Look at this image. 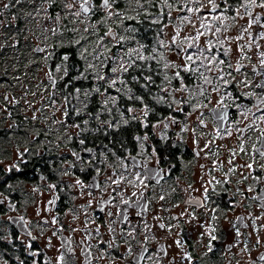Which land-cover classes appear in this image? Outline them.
I'll list each match as a JSON object with an SVG mask.
<instances>
[{"label":"flooded vegetation","instance_id":"af4514ba","mask_svg":"<svg viewBox=\"0 0 264 264\" xmlns=\"http://www.w3.org/2000/svg\"><path fill=\"white\" fill-rule=\"evenodd\" d=\"M80 2L21 0L16 3L11 0L9 7L4 8L6 0H0V264L13 262L6 256L8 247L13 250L16 264L21 261L23 264H264L261 259L264 257V212L261 211L264 208V168L261 167L264 157L253 149V145L261 147L262 142L257 137L264 130V121L258 119L264 114V89L255 87L264 82V66L259 65L258 56L264 50V40L258 41L261 48L244 47L243 53H239L237 48L249 42L245 33L241 40L225 41L222 47L230 45L232 48L227 56L220 48L206 50L204 56L216 55L218 60H225L218 67L215 63L210 65L212 71L200 67L212 83H204L199 72L181 71L188 90L177 92L180 80L172 77L180 69L164 68V64L183 65L186 63L183 56L200 53L193 47L177 54V46L171 43L178 24L175 12L169 27L161 31L164 24L169 23L167 17L161 24L151 23L159 16L160 0L151 3L141 0L143 8L135 0H116L111 9L102 7L103 0H91L93 7L88 15L83 13ZM40 3L52 20L60 14L56 30L65 42L75 44V38L86 37L87 42H81L86 45L105 38L111 51L97 60L105 61L110 68H113L110 58L118 59L125 66L134 62L133 66L126 73L85 71L86 61L80 56L83 69L74 74L68 71L61 85L52 75L56 82L55 86L48 82L51 92L46 101H40L38 96L26 98L25 93L18 91L11 71L8 82V68H13L12 63L18 61L11 43L22 54L24 62H31L29 56H32L34 43V52L38 54L35 39ZM67 4L73 7L68 9ZM108 11L114 15L109 17ZM76 12L81 14L76 16ZM72 29L77 30L76 34L70 33ZM240 34L236 28L229 27L227 33H219L217 37ZM187 35H195L191 25L184 26L177 39ZM120 37L125 39L120 40ZM217 37H202L199 47L206 48V41H215ZM184 47L187 48V43ZM153 48L157 51L153 52ZM130 50L136 51L129 56ZM55 52L53 48L52 53ZM161 53L164 59L160 58ZM139 55H151L155 59L139 60ZM238 62L242 65L239 71ZM201 64L207 65L208 61L202 57L192 66ZM82 71L88 77L80 79L83 87H78L84 101L74 102L70 96L75 88L63 85L70 84L71 74L79 76ZM31 74L34 76L32 71ZM98 74L112 76L118 82L109 87L108 81L95 79ZM140 74L159 77L153 88L166 103L157 102L155 114L151 112L150 98L143 96V91L136 93L132 89L133 77ZM165 76L169 80H165ZM220 76L230 82L225 84ZM120 79L125 80L126 85L120 84ZM245 80L252 83L245 87L242 83ZM35 81L32 86L38 91V80ZM146 82L140 90L145 89ZM94 86L100 87V93L92 92L86 98L84 91H91ZM214 88L219 91H213ZM253 92L256 95L248 94ZM101 94L116 97L117 103L109 102L105 108ZM60 95H66L68 100L55 102ZM129 96L133 99H128ZM135 96L142 97L143 103ZM94 98L95 102L90 101ZM173 100L181 103H173ZM145 104L150 109L144 121L147 127L141 122ZM195 105L201 106L193 110ZM128 108L134 112L129 113ZM74 109L81 114L77 116ZM65 110L69 113L67 117L63 115ZM133 115L137 119H132ZM152 115L155 116L152 118ZM84 120L88 121L87 125ZM124 120L129 122L124 124ZM160 121L163 123H158ZM252 121L255 124L246 127ZM105 122H111L112 126ZM75 124H80V128L74 127ZM228 131L232 135H227ZM162 135H166L167 140H163ZM145 136L147 140L143 139ZM241 144L244 151L240 150ZM73 152L79 157L73 156ZM122 163L127 165L126 171ZM247 164H252L253 168L248 169ZM11 165H17L19 170L7 172ZM149 169L153 174L145 179L146 188L130 186L126 181L117 185L108 179H119L120 175L134 179L137 173L143 177ZM77 179L83 186L76 185ZM52 184L56 185L55 189L50 187ZM162 195L164 200L160 199ZM51 200L55 203L50 205ZM53 218L57 221L55 224ZM210 232L217 237L211 241V252L208 251ZM257 235L260 244L256 243ZM176 241H180V245ZM33 252L37 255L33 256ZM61 254L63 261L59 260Z\"/></svg>","mask_w":264,"mask_h":264},{"label":"snow or ice","instance_id":"6c2138e0","mask_svg":"<svg viewBox=\"0 0 264 264\" xmlns=\"http://www.w3.org/2000/svg\"><path fill=\"white\" fill-rule=\"evenodd\" d=\"M52 2L54 3L55 0H52ZM136 4L139 5L141 8H143V4H141V0H135ZM145 2L147 3H151L152 0H145ZM16 3H21V0H16ZM116 3V0H103V4L102 7L104 9H111L113 8V5ZM160 4L162 5V7H160L159 9V16L157 17V19H154L151 21L152 24H161L164 20L165 17L168 18L169 23H165L163 28H161V31L164 30V28L169 27V24L171 23L172 19H173V12L176 13L175 16V20L178 22L177 26L175 27V35L172 37L171 43L177 46V54L180 55L184 52H187V49H191L193 47L196 48V50L200 53V55H195V53H190L187 54L186 56H183V59L186 61L185 64L183 65H177L175 63H165L164 64V68H169V67H173V68H178L180 70L176 71L174 76L172 77V79H178L180 80V86L179 88H176L175 91L177 92H182V91H187V86L183 83V78L181 77V71L184 72H199L200 76L203 77L204 83L206 84H211L212 80H210L207 76L204 75L203 72L200 71V67H205L207 68L208 71H212V68L209 67L210 65H213L214 63L216 64V66L218 67L219 65H223L225 63V60L223 59H217L216 55H212L210 58L207 56H204V52L207 50L209 52H211L214 48H220L221 49V53L224 56H227L231 51L232 48L229 45V47L227 48H223L222 46L224 45L225 41L227 40H241L243 39V35L246 33L249 37V42L247 45L245 46H239L237 48V51L239 53H243L244 47H249L251 48L252 46H255L256 48H261V44L258 43V41L260 40H264V0H234L233 3H230L229 0H160ZM4 8L9 7V4H4L3 5ZM65 7H67L68 9H71L73 7V4H67ZM92 2L91 0H81L80 2V8L83 10V13L85 15H88L91 11H92ZM257 9L259 11H257ZM232 12V15H229V12ZM204 13L203 16H201L200 14ZM0 14H2V12H0ZM81 13L80 12H76L75 15L79 16ZM115 14H119V13H115ZM191 14V15H188ZM107 15L109 17H111L112 15H114V13L112 11H108ZM193 17L195 18V20L193 19ZM51 18V17H50ZM127 19H135L134 17H126ZM56 20L59 21L60 20V14L57 13L56 14ZM241 21H244L243 23H241ZM197 22L199 23V26L197 27ZM218 22V24H217ZM226 22H231L226 23ZM187 25H191L193 28H195V35H187L184 36L182 38H180L179 40L177 39L178 37H180V33L181 30L184 26ZM229 27H234L237 29V31H239L241 34L236 36V37H229L227 35L224 36L223 39H219L217 37V34L219 33H227L229 31ZM72 31H75V29H72ZM85 31H87V29H85ZM53 34H57V30L56 29H52ZM109 33H112V29L108 30ZM255 33V34H254ZM208 35H211L213 37H217V39L215 41L213 40H207L206 41V48H200L199 47V41L201 40L202 37H206ZM86 37H81L80 39H77L74 41L75 45H80L81 44V40H86ZM124 37H120V40H124ZM119 43V41H118ZM185 43H187V48L184 47ZM161 46H164L163 41H160ZM143 47V46H141ZM36 51L38 52H43L44 49H36ZM136 50H130L129 53L127 55H132L133 52H135ZM153 52H156L157 50L155 48L152 49ZM88 52L87 48H84L83 52H81L80 56L81 59H87V56L85 55V53ZM259 56V65L264 66V50H261L258 53ZM195 57V59H194ZM203 57L204 60L208 61L207 65H203L201 64V66L199 67H193L192 65L195 63L196 60H201V58ZM98 58V57H97ZM160 58L164 59L163 53L160 54ZM243 58V57H242ZM47 59V58H46ZM64 61H68L69 56L67 54H65L62 58ZM122 59V58H121ZM137 59L139 60H151V59H155V57L149 55V56H144V55H139L137 57ZM134 63V62H133ZM133 63L128 64L127 66H125L124 63H121L120 66L117 67H113L110 69V71L112 73H126L128 72V69L130 67L133 66ZM230 66V65H229ZM242 67V65H240V63H237V71L240 70V68ZM255 67V65L253 66ZM61 68L60 65L57 66V71H59ZM88 69H95V66L93 64H89L88 65ZM65 71V75H68V70L67 67L64 68ZM85 71H87V69H85ZM48 78L50 80H52L53 85L55 84V80L52 77L51 72L47 73ZM229 76H231V73L228 74ZM88 77L85 75L84 72H81L79 76L74 77L73 79H87ZM221 80H223V82L225 84H228L230 81L228 80H224L223 76L219 77ZM95 79L97 81H105L106 77L104 75H96ZM138 77H133V80H138ZM145 80H147L149 83L152 82V77L148 76L144 78ZM165 80H169V77L165 76L164 77ZM233 80L235 79L234 77L232 78ZM117 80L113 79L108 81V86L112 87L115 86L117 84ZM69 83H71V81H69ZM120 84H124L126 85V81L123 79L119 80ZM242 83H244L245 87L249 86V84H251V81L245 80L242 81ZM147 84L143 85V87L147 88ZM65 87H67V84L65 85ZM255 87L257 88H261L264 89V82L261 83H257L255 84ZM107 91V89H105V92ZM117 91H120L119 89H117ZM128 91L130 92L131 89H128ZM167 91V90H165ZM213 91H219V88H214ZM81 92L80 88H75V93L79 94ZM92 92L95 93H100V87L99 86H94V88L91 91H84L83 95L87 98L89 97ZM201 95H204V92L201 91L200 93ZM249 95H256V93H248ZM34 95V94H33ZM136 100L141 101V103H143V98L140 96H135L134 97ZM5 100L8 99V97L4 98ZM128 99H133L132 96H129ZM68 100V97H65V101ZM223 101V97H221V102ZM109 102H111L112 104H116L117 103V98L116 97H108L103 101V105L105 108H107V105L109 104ZM159 103H166L165 98L163 96L159 97L158 100ZM173 103L179 104L181 103V101H177V100H173ZM183 103H188V101H183ZM167 106L169 108L172 107V104H167ZM201 105H195L193 106V110H195L197 107H200ZM85 107H87V105H85ZM109 112L111 111V109H107ZM180 111H183V108L179 109ZM75 113L77 116H79L81 114L80 111H76L74 109ZM127 111L129 113L134 112V109L132 108H128ZM149 111L150 109L148 108V105H144L142 112H143V118L141 120L142 124L144 127H147V123L144 122L146 121V118L149 115ZM9 115H11V113H9ZM63 115L65 117H67L69 115V113L67 112V110H65V112L63 113ZM121 115H123V113H121ZM35 118V117H34ZM223 118V117H222ZM132 119H137V117L135 115L132 116ZM168 119H171L173 123H175V119L172 117H169ZM259 120L264 121V114H262L260 117H258ZM129 121L128 120H124L123 123L127 124ZM83 123L85 125L88 124L87 120H84ZM108 123L109 126L111 125V122H105ZM158 123H163V121H160ZM201 123H203L201 121ZM255 124V121H252L249 125H247L246 127L251 128L253 125ZM74 127L76 128H80V124H75ZM153 127H157V125H153ZM165 128H167V124L164 125ZM82 130H86V129H82ZM99 130V129H97ZM186 130V129H183ZM217 131L219 132V129H217ZM238 131L243 132V129H238ZM227 135H232L231 131H228L226 133ZM163 140H167V136L166 135H162L161 137ZM137 139H140L139 137H137ZM144 140H147V136H145L143 138ZM258 141H261V147L257 148L256 145H253V149L255 152H257L261 157H264V130H262L260 132V135L257 137ZM80 143L83 144L84 141L80 140ZM205 147H207V145H205ZM241 151H244V147L243 144H241ZM88 151H91V149H89ZM152 154L153 156L156 155V150L155 148L152 149ZM199 153H197L198 155ZM22 155V154H21ZM73 156L79 157V154L76 152L72 153ZM233 155H235V153H233ZM132 159H135L134 157ZM229 163H231V161H229ZM122 167L125 169V171L127 170V165L122 163ZM146 167V165H145ZM246 167L248 169H252L253 165L252 164H247ZM262 168H264V165L261 166ZM19 170L17 165H11L9 166L6 171L7 172H11L13 170ZM99 171V170H97ZM231 171V169H230ZM65 175H68L67 172L64 173ZM152 170L149 169L148 171H146L143 175V177L137 173L135 175L134 179H129L128 177L124 176V175H120L119 179H114L113 177H109L108 179L113 183V184H117L119 185L122 182H127L130 186L133 187H137V186H143V187H147V185L145 184V179L149 178L152 175ZM158 174V172H157ZM115 175V174H114ZM257 180H259V177H256ZM76 185H80L83 186V182L79 179H77L75 181ZM217 183H219V181H217ZM51 188L55 189L56 185L52 184L50 185ZM191 187V186H189ZM205 195H207L208 189L205 188ZM249 191H251V188H249ZM133 195H135V193H133ZM141 195H143V193H141ZM164 196H160L161 200H164ZM128 201H124V203H127ZM55 201L51 200L49 201V204H54ZM199 203V202H197ZM262 212H264V208L261 209ZM194 218V217H193ZM23 219V218H21ZM239 219V218H238ZM256 219H259V217H257ZM256 219L253 220V225H255L256 223ZM57 221L55 218H53L52 223L55 224ZM262 227H264V225H262ZM212 231H215V229H213ZM254 231H259L258 229H254ZM210 235V243H209V247H208V251L211 252L213 251V247L211 246V241H214L217 239V237L215 235H212L211 232L209 233ZM236 235L239 236L240 232L239 229L236 230ZM177 245H180V241H176ZM256 243L260 244L261 243V239L259 237V235H257V239H256ZM28 247H31V244L29 243ZM109 247H112L111 244H109ZM33 256H36L37 253L33 252L32 253ZM187 258L189 260H191V256L186 254ZM64 257L63 254H61V256L59 257V260L63 261ZM261 259H264V257H261ZM21 264H23V262L21 261Z\"/></svg>","mask_w":264,"mask_h":264},{"label":"rangeland","instance_id":"374dc122","mask_svg":"<svg viewBox=\"0 0 264 264\" xmlns=\"http://www.w3.org/2000/svg\"><path fill=\"white\" fill-rule=\"evenodd\" d=\"M9 3H11V0H6V4H9ZM37 21H38V26L36 27L38 31H37V36H36L35 41L37 42V44H41L43 46L44 51L36 54L34 52L36 43H34V45L31 47V52H30L32 56H29V58L30 57L32 58L30 59L32 63L24 62L22 59L23 58L22 54L16 49V47H14L15 44L11 43L13 44L12 47L14 48L13 52L16 53L14 54V57L18 61H14L16 63L14 62L12 63L13 68H10V69L8 68L7 77H8V82L11 81L10 79L11 73L9 72L11 71L13 73L14 79L16 80L18 91L25 93L26 98L38 96V99L40 101H46L48 99L47 96L49 92H51V84L48 83L49 81L47 79L48 77L47 73L51 72L53 76L57 77L59 79L60 85L62 81L64 80V78L66 77L65 71H64V68L66 67L65 65L66 62L64 61L62 62V57L58 58L56 55V52L55 54L52 53V49L54 48V50L57 51V49H59L58 46H60L65 40L61 37V33H58V30H57V34L55 35L53 34L52 29L57 28L56 24H59L60 20L59 21L52 20L50 18L48 11L45 10V8L41 5V3L39 5ZM28 23L29 21L27 20L26 24ZM75 28H77V24H75ZM76 32H77L76 29L75 31H72V30L70 31L71 34H76ZM78 38L79 37L75 38L74 40H77ZM84 41L85 40H81L83 44L87 42V41L85 42ZM105 41L106 39L104 38L102 41L98 40L99 43H94L92 41L91 44H88L89 43L88 42L87 43L88 45L87 44L78 45L80 47L79 48L80 54L81 52H83L84 48L88 49V52L85 53V55L87 56V59L85 60L86 61L85 68H87V70H92V71H97V70L104 71L105 70L104 69L106 66L105 61L99 62L97 60V57L99 60H102L104 57V51H106L109 45V44L108 45L105 44ZM34 54L38 56H35ZM107 58H109V56H107ZM109 60L112 64L111 66L117 67V68L119 67L120 63L118 59L110 58ZM89 64H93L95 66V69H88ZM58 65L61 66L59 71H57ZM31 71L33 72L34 76H32ZM35 77H37V80H38V91L36 90L34 85L32 86V83H34L35 81ZM105 77H106L105 81H110L112 79H115L114 77L111 78L112 76H105ZM99 82H103V81H99ZM9 85L10 84H7V88H9ZM65 97L66 95H63V96L60 95L58 99L55 100V102H65ZM106 98H107V94H101V101H104ZM70 99L71 101H74V102L84 101V97L80 93L79 94L73 93V96H70Z\"/></svg>","mask_w":264,"mask_h":264},{"label":"trees","instance_id":"16d2710c","mask_svg":"<svg viewBox=\"0 0 264 264\" xmlns=\"http://www.w3.org/2000/svg\"><path fill=\"white\" fill-rule=\"evenodd\" d=\"M59 47V49H57V51H56V55H57V57L58 58H63V56L65 55V53H67V55H69V59H68V61H64L63 59H62V62L64 61V62H66V67H67V70L70 72V73H73V72H79V71H81L82 69H83V66H82V60L80 59V51H79V46L78 45H75V44H73L72 42H69V43H67V42H63L60 46H58ZM110 51H111V47L109 46L107 49H106V51H104V55H107V54H109L110 53ZM105 70L104 71H106L107 73H109L110 72V66H106L105 68H104ZM74 74V73H73ZM142 75L143 74H140L138 77H140V79H138V80H135V85H134V88H132L136 93L138 92V93H140V92H142L141 94L143 95V96H148L149 98H150V104H151V112H152V114H155V112H157V109H156V107H158L157 106V98L159 97V93L157 92V90L156 89H154L153 87L156 85V83L158 82V79H159V77H157L156 75H151L150 74V76L152 77V82L150 83V84H148L147 82H146V80L144 79L145 77H142ZM71 79H70V81H71V83L70 84H67V87H70V88H78V87H83L82 86V80H80V79H78V80H76V79H73L74 77H77V76H72V74H71ZM73 77V78H72ZM75 80V82H73ZM143 82H146V84L148 85L147 86V88H145L144 90H140V86H142V83ZM145 84V85H146ZM66 85V84H65ZM65 85H63L64 87H65ZM102 86H104V85H102ZM132 87V86H131ZM129 89H131V88H129ZM132 90V91H133ZM72 93V92H71ZM71 96H73V93L71 94ZM90 101H92V102H95L96 101V99L94 98V99H91ZM155 115H152V118L154 117ZM12 249H10V247H8V249H7V252L10 254V255H8L7 254V252H6V256L7 257H10V258H12L13 259V262H12V264H16L15 263V259H14V254H12Z\"/></svg>","mask_w":264,"mask_h":264},{"label":"water","instance_id":"95a60500","mask_svg":"<svg viewBox=\"0 0 264 264\" xmlns=\"http://www.w3.org/2000/svg\"><path fill=\"white\" fill-rule=\"evenodd\" d=\"M43 49V46L41 45V44H38V46L36 47V49ZM38 52V51H37ZM38 53H41V52H38ZM53 79L55 80V82H56V78L55 77H53ZM48 81L49 82H51L52 83V85H53V82H52V80H50L49 78H48ZM53 86H55V84L53 85Z\"/></svg>","mask_w":264,"mask_h":264}]
</instances>
